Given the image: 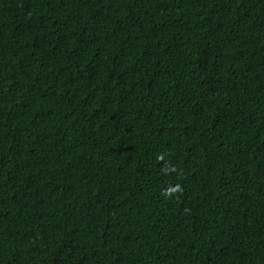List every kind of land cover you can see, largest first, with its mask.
<instances>
[{
  "label": "trees",
  "instance_id": "1",
  "mask_svg": "<svg viewBox=\"0 0 264 264\" xmlns=\"http://www.w3.org/2000/svg\"><path fill=\"white\" fill-rule=\"evenodd\" d=\"M0 264H264V0H0Z\"/></svg>",
  "mask_w": 264,
  "mask_h": 264
}]
</instances>
